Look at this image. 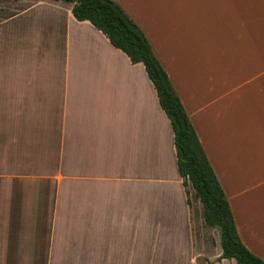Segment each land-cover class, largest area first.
Listing matches in <instances>:
<instances>
[{"label": "crops", "instance_id": "crops-1", "mask_svg": "<svg viewBox=\"0 0 264 264\" xmlns=\"http://www.w3.org/2000/svg\"><path fill=\"white\" fill-rule=\"evenodd\" d=\"M114 2L264 261V0ZM71 8L0 0V264H236L182 182L143 65Z\"/></svg>", "mask_w": 264, "mask_h": 264}, {"label": "trees", "instance_id": "trees-1", "mask_svg": "<svg viewBox=\"0 0 264 264\" xmlns=\"http://www.w3.org/2000/svg\"><path fill=\"white\" fill-rule=\"evenodd\" d=\"M77 21H88L132 64H142L174 135L177 168L184 186L189 183L201 203L205 224L220 233L221 259L236 264H264L241 242L231 207L200 145L192 124L168 76L136 23L112 0H64Z\"/></svg>", "mask_w": 264, "mask_h": 264}, {"label": "rangeland", "instance_id": "rangeland-1", "mask_svg": "<svg viewBox=\"0 0 264 264\" xmlns=\"http://www.w3.org/2000/svg\"><path fill=\"white\" fill-rule=\"evenodd\" d=\"M112 1H114V0H112ZM116 3V2H115ZM117 4V3H116ZM126 13V12H125ZM129 16V15H128Z\"/></svg>", "mask_w": 264, "mask_h": 264}]
</instances>
